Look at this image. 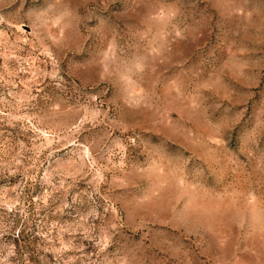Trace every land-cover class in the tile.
Segmentation results:
<instances>
[{
    "label": "rangeland",
    "instance_id": "1",
    "mask_svg": "<svg viewBox=\"0 0 264 264\" xmlns=\"http://www.w3.org/2000/svg\"><path fill=\"white\" fill-rule=\"evenodd\" d=\"M0 264H264V0H0Z\"/></svg>",
    "mask_w": 264,
    "mask_h": 264
}]
</instances>
